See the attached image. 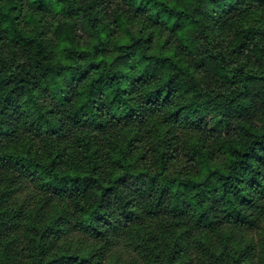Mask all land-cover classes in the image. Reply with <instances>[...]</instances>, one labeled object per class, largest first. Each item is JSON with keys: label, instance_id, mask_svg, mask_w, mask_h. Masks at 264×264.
Returning <instances> with one entry per match:
<instances>
[{"label": "trees", "instance_id": "1", "mask_svg": "<svg viewBox=\"0 0 264 264\" xmlns=\"http://www.w3.org/2000/svg\"><path fill=\"white\" fill-rule=\"evenodd\" d=\"M0 264H264V0H0Z\"/></svg>", "mask_w": 264, "mask_h": 264}, {"label": "rangeland", "instance_id": "2", "mask_svg": "<svg viewBox=\"0 0 264 264\" xmlns=\"http://www.w3.org/2000/svg\"><path fill=\"white\" fill-rule=\"evenodd\" d=\"M13 200H14V202L15 203H17V202H19V201H23V199L20 197V195L19 194H17V195H13ZM257 231V230H256ZM257 233V232H256Z\"/></svg>", "mask_w": 264, "mask_h": 264}]
</instances>
